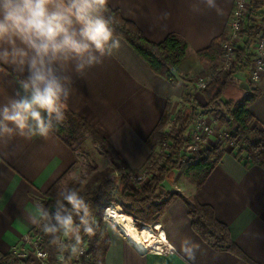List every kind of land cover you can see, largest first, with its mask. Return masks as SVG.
Returning a JSON list of instances; mask_svg holds the SVG:
<instances>
[{
  "label": "crops",
  "instance_id": "crops-1",
  "mask_svg": "<svg viewBox=\"0 0 264 264\" xmlns=\"http://www.w3.org/2000/svg\"><path fill=\"white\" fill-rule=\"evenodd\" d=\"M105 1L152 41L169 32L186 40L176 82L155 74L122 39L110 35L84 0H0V254L20 247L23 236L33 232L45 193L76 161V151L45 125L47 96L84 118L132 172L145 164L147 139L166 106L174 114L189 92L200 105L206 103L194 82L210 63H199L195 53L227 34L234 0ZM248 81L237 78L241 96ZM254 85L259 94L249 110L254 124L264 128V71ZM204 118L216 122L211 113ZM179 182L175 190L212 207L244 257L202 240L185 203L174 198L156 226L143 224V232L152 230L161 237L157 245L167 241L170 251L139 252L112 224L103 264H264V166L225 147L199 186Z\"/></svg>",
  "mask_w": 264,
  "mask_h": 264
},
{
  "label": "trees",
  "instance_id": "trees-1",
  "mask_svg": "<svg viewBox=\"0 0 264 264\" xmlns=\"http://www.w3.org/2000/svg\"><path fill=\"white\" fill-rule=\"evenodd\" d=\"M84 1L110 35L122 39L155 74L171 83L176 82L178 78L175 72L188 52V44L181 35L169 32L162 40L152 41L143 35L135 22L124 18L118 9L110 7L105 0ZM263 23L264 0H250L249 14L243 30L239 32L235 55L230 60L223 58V42L227 38L225 33L214 37L207 47L196 51L199 63H210L209 71L202 73L209 80L203 89H199L206 103L200 105L189 92L183 98L184 105L174 114L166 106L147 139L150 153L141 168L146 175L144 180L131 176L133 172L128 170L125 162L84 118L63 107L53 97H46L50 110L45 125L70 149L76 151L74 144L80 142L81 132L84 131L106 152L111 151L117 157L112 166L93 173L85 185L68 189L70 197L62 204H58L55 192L73 165L45 193L46 198L41 201L42 215L32 234L41 238L53 259L59 253L72 259L73 252L86 243L91 260L86 257L73 264H103L109 237L106 230L102 236L99 235L101 219H96L98 209L114 202L138 224L154 225L161 221L174 198L183 200L191 227L202 240L215 249L229 250L244 257L232 241L227 225L216 218L210 205L192 201L178 190L166 191L163 184L171 173L177 172L187 160H191L187 172L193 171L198 175L195 184L199 186L220 160L225 151V145L221 142L206 147L204 155L198 148L186 151L192 140L190 132L193 123L199 115L210 113L216 121L226 126L228 132L231 131L224 141L233 144L231 152L236 157L264 166V128L254 124L255 117L249 110L250 103L259 94L254 83L249 80L248 91L238 99L223 98V93L235 85L239 75L248 76L255 57L253 45ZM64 223L66 236L60 238L57 231ZM0 264H31V260L8 252L0 254Z\"/></svg>",
  "mask_w": 264,
  "mask_h": 264
},
{
  "label": "built area",
  "instance_id": "built-area-1",
  "mask_svg": "<svg viewBox=\"0 0 264 264\" xmlns=\"http://www.w3.org/2000/svg\"><path fill=\"white\" fill-rule=\"evenodd\" d=\"M250 10V0H234V5L230 14L227 38L223 42V58L230 60L236 52V47L239 43V32L243 30L245 20L248 17ZM253 52L255 54L254 60L252 61L248 78L252 83H256L262 72L264 71V23L261 28V32L257 40L253 45ZM209 77H197L195 79V85L198 89H203ZM214 134L212 126L204 118V115H199L197 120L193 123L190 132L192 139L186 151H193L198 148L201 151L202 145L206 144L208 135ZM136 179H146L144 171H138L131 174ZM160 250H154L149 248V251L155 253H162L171 250L168 246L167 241L161 244ZM14 256L19 258H29L31 264H50L51 257L49 252L44 248L41 238L32 233H26L23 236L22 245L15 247L11 251ZM88 257V248L86 244H82L72 254V259H67L63 254L59 253L56 255L53 264H73L74 262H80L84 258Z\"/></svg>",
  "mask_w": 264,
  "mask_h": 264
},
{
  "label": "rangeland",
  "instance_id": "rangeland-1",
  "mask_svg": "<svg viewBox=\"0 0 264 264\" xmlns=\"http://www.w3.org/2000/svg\"><path fill=\"white\" fill-rule=\"evenodd\" d=\"M191 76H192V73H191ZM199 77H203L202 72H200ZM240 96H241L240 89L236 85L228 87L227 90L223 93V98H228V97L238 98ZM217 122L218 121L210 124L214 131V134L208 135V137H206L208 142L205 145L203 144L201 147L200 153L202 155L205 154L206 147L215 146V144L218 142H221L223 145H225V147L229 151H232V148L234 147L232 143L224 141V138L228 134H231V131L228 132V129L226 128L224 124L220 122L217 123ZM81 133H82V138L80 142L74 144L76 148V161L72 169L66 175V177L60 182L55 192L58 204H62L63 202L69 199L70 196L68 194L69 192L68 189L74 186H78V185L79 186L85 185L86 183L89 182L93 173L103 168L112 166L113 160H117V157L111 151L106 152L104 148L98 142L94 141L87 132L82 131ZM210 136L212 138H210ZM190 161L191 160H187L183 164L180 170L170 174L168 180L163 184L164 190L170 191V189H172L175 185L179 186L180 188L181 183L179 182V180H181L183 183L195 184V182L197 181L198 175L195 174V172L193 171L187 172L189 169V166L192 163ZM139 171H142V170H139ZM173 190L176 191L174 188ZM178 191L182 193V190H178ZM107 204L108 206L113 205L115 209L117 208L116 211L121 214V219L128 216L126 215V213L124 214L120 206L116 205L114 202H109ZM106 208L105 207L100 208L97 210V213H96V219L98 218L101 219V222L99 224L100 225V231H99L100 236H102V234L104 233V230L108 231V229L111 228L112 226V223L103 216L105 212L104 210ZM132 221L134 222L135 231H139V233L141 232V234L144 233L143 230L145 228V225L138 224L136 221H134V219H132ZM156 224L152 226H156ZM140 228L142 229L140 230ZM57 233L60 238H64L66 236V224L65 223L61 224ZM50 257H51L50 264H53L54 259L52 258L51 255ZM88 260H91V254L88 255Z\"/></svg>",
  "mask_w": 264,
  "mask_h": 264
},
{
  "label": "bare ground",
  "instance_id": "bare-ground-1",
  "mask_svg": "<svg viewBox=\"0 0 264 264\" xmlns=\"http://www.w3.org/2000/svg\"><path fill=\"white\" fill-rule=\"evenodd\" d=\"M106 219H108L113 225L118 227L123 233L128 235L132 238V241L134 243V247L139 251H147L149 248H153L154 250H160V247L157 245L160 241L161 237L157 236L152 230L148 229L144 236L149 239V242L147 241L146 244L143 243L141 238L139 237V234L136 233L134 228V223L132 219L129 216L124 217L121 219V215L116 211L114 206H110L103 215ZM157 245V246H156Z\"/></svg>",
  "mask_w": 264,
  "mask_h": 264
}]
</instances>
